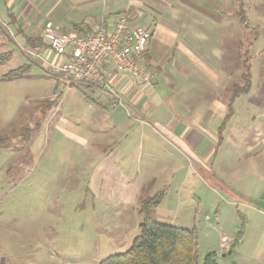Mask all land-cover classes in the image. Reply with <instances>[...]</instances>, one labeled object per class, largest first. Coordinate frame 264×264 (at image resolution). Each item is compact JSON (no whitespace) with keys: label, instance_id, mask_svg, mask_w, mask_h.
Instances as JSON below:
<instances>
[{"label":"rangeland","instance_id":"374dc122","mask_svg":"<svg viewBox=\"0 0 264 264\" xmlns=\"http://www.w3.org/2000/svg\"><path fill=\"white\" fill-rule=\"evenodd\" d=\"M180 1L0 0V140H8L0 143V264H101L130 249L142 222L133 207L122 211L109 206L108 216L100 215L102 207L92 209L85 193V174L67 171L69 159L59 147L63 135L53 132L51 117L42 119L40 111L49 110L58 98L64 112L90 94L47 71L48 63L59 59L46 50L45 22L103 19L112 24L124 17L145 29L156 28L155 40L161 42L165 29L180 42L183 29L168 22L187 28L194 22L191 33L210 39L218 32L221 45L200 43L196 48L222 58L231 84L242 87L243 76L249 80L248 91L232 102L238 99L235 108L242 122L249 115L256 118L255 125L264 122V113L257 117L264 109V0H183L180 8L171 6ZM174 48L166 49L165 57L158 51V85L171 80L167 70L172 66V74ZM19 68L22 76L6 79ZM246 183L236 197L206 179L190 199L179 188L180 179L175 180L169 185L176 186L162 193L160 217L153 221L195 231L197 264L211 253L217 264H264V185ZM141 197L147 200L146 190Z\"/></svg>","mask_w":264,"mask_h":264},{"label":"crops","instance_id":"0c3cea01","mask_svg":"<svg viewBox=\"0 0 264 264\" xmlns=\"http://www.w3.org/2000/svg\"><path fill=\"white\" fill-rule=\"evenodd\" d=\"M182 2L170 5L180 8ZM106 23L103 19L101 23L90 20V24L74 20L55 26L61 32L86 34ZM168 25L183 29L180 42L168 29L165 43L155 40L156 28L147 29L151 37L146 60L154 69L149 85L111 75L105 86L74 85L89 92L86 101L70 105L63 112V102L55 98L49 110L40 111L42 119L51 117L53 132L63 135V145L59 147L69 159L67 171L85 174V193L91 207H102L100 215L105 218L109 206L122 211L133 207L141 216L140 204L146 200H142L143 191H147V199L157 193L165 196L176 186L169 184L179 179V188L190 199L196 198L195 187L204 185L206 179L209 185L236 197H241L240 188L247 185L246 181L264 185V122L255 125L252 115L241 121L235 108L238 99L231 100L235 84L223 70L222 58L196 48L200 43L221 45L216 40L218 32L210 39L191 33L196 30L194 22L191 29L180 22ZM173 48L172 74V66L167 70L171 80L167 78L163 86L158 85V51L165 57L166 49ZM229 106L233 113L225 121ZM261 110L258 118L264 113ZM160 205L152 211V219L160 217Z\"/></svg>","mask_w":264,"mask_h":264},{"label":"built area","instance_id":"2783aa9c","mask_svg":"<svg viewBox=\"0 0 264 264\" xmlns=\"http://www.w3.org/2000/svg\"><path fill=\"white\" fill-rule=\"evenodd\" d=\"M150 32L120 18L111 25L96 26L86 34L58 30L51 22L43 25L46 50L59 59L47 71L64 84L105 86L111 75L127 76L149 85L154 69L146 60ZM42 61V53L33 54ZM225 242V238L221 239Z\"/></svg>","mask_w":264,"mask_h":264},{"label":"trees","instance_id":"16d2710c","mask_svg":"<svg viewBox=\"0 0 264 264\" xmlns=\"http://www.w3.org/2000/svg\"><path fill=\"white\" fill-rule=\"evenodd\" d=\"M235 1L239 3L241 0ZM241 19L244 21V18ZM23 71V68L14 70L6 79L20 77L23 75ZM244 77L242 87L237 85L232 87L231 100L236 95L248 91L249 80ZM232 113L231 106H229L225 121L229 120ZM222 129L223 125L220 132ZM7 141V139L0 140V143L6 144ZM162 197V193H157L141 202L139 214L142 216V222L139 225V237L133 241L128 251L110 256L101 264H197L198 243L195 231L153 221L151 213L160 205ZM203 264H217L216 255L208 254Z\"/></svg>","mask_w":264,"mask_h":264}]
</instances>
